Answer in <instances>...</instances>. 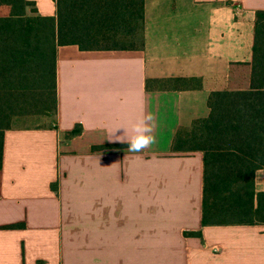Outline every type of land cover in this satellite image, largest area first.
<instances>
[{"label": "crops", "instance_id": "0c3cea01", "mask_svg": "<svg viewBox=\"0 0 264 264\" xmlns=\"http://www.w3.org/2000/svg\"><path fill=\"white\" fill-rule=\"evenodd\" d=\"M32 1L58 24V0ZM144 1L142 48L57 46L53 126L10 129L1 106L0 264H264V225L203 226L204 152L174 149L229 89L231 64L252 62L264 0ZM147 112L151 148L109 141ZM106 145L123 146L94 149Z\"/></svg>", "mask_w": 264, "mask_h": 264}, {"label": "trees", "instance_id": "16d2710c", "mask_svg": "<svg viewBox=\"0 0 264 264\" xmlns=\"http://www.w3.org/2000/svg\"><path fill=\"white\" fill-rule=\"evenodd\" d=\"M58 7L57 24L39 15L32 0H0V110L10 129L28 118L56 122L57 46H144V0H58ZM102 23L131 39H112ZM198 81L177 79L187 89ZM209 106V117L179 131L174 143L176 151L204 152L203 226L264 225V190H257V173L264 171V10L256 15L252 62L231 64L229 89L212 92Z\"/></svg>", "mask_w": 264, "mask_h": 264}, {"label": "clouds", "instance_id": "9594fccd", "mask_svg": "<svg viewBox=\"0 0 264 264\" xmlns=\"http://www.w3.org/2000/svg\"><path fill=\"white\" fill-rule=\"evenodd\" d=\"M157 117L147 112L142 114L132 125V135L128 139H109L110 142L127 143V150L133 153H140L151 148L157 143V137L154 134L156 129Z\"/></svg>", "mask_w": 264, "mask_h": 264}, {"label": "rangeland", "instance_id": "374dc122", "mask_svg": "<svg viewBox=\"0 0 264 264\" xmlns=\"http://www.w3.org/2000/svg\"><path fill=\"white\" fill-rule=\"evenodd\" d=\"M51 120V119H50ZM53 121H48L46 123L45 120H41L40 118H28L27 121L24 122H18L14 127H24V128H48L53 126ZM263 172L258 173L257 182H258V190L263 186L264 183V176Z\"/></svg>", "mask_w": 264, "mask_h": 264}]
</instances>
